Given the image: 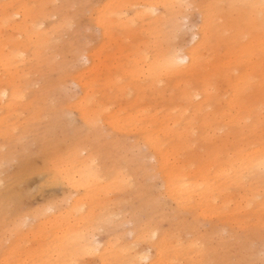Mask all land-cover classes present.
Returning a JSON list of instances; mask_svg holds the SVG:
<instances>
[{
	"label": "bare ground",
	"instance_id": "6f19581e",
	"mask_svg": "<svg viewBox=\"0 0 264 264\" xmlns=\"http://www.w3.org/2000/svg\"><path fill=\"white\" fill-rule=\"evenodd\" d=\"M253 85L264 0H0V264H264Z\"/></svg>",
	"mask_w": 264,
	"mask_h": 264
},
{
	"label": "rangeland",
	"instance_id": "374dc122",
	"mask_svg": "<svg viewBox=\"0 0 264 264\" xmlns=\"http://www.w3.org/2000/svg\"><path fill=\"white\" fill-rule=\"evenodd\" d=\"M200 24V16L199 14L192 9L190 12V15L188 17V21L186 23V25L183 28V33L180 35V37H178L176 39V41L178 42H184L188 45L192 44L197 36L194 35V33L197 31L198 26ZM98 31V30H97ZM83 62L84 59L80 57V60L78 59L76 62ZM87 64V62H86ZM214 88L211 89V93L213 96H220L222 98V100H227L228 97L231 94V90L229 87L227 86H222L220 83L216 84L214 83ZM257 86L253 85V88L251 89V92L253 91V96H255L256 101L258 102H262L264 101V91H261L259 95H256L257 92L259 90H256ZM68 90H72L75 89V85L74 84H70L67 87ZM147 160H145L147 162V164L152 163V159H150L149 157L146 158ZM34 163H39L41 161V157L40 156H33L32 158ZM15 164V163H14ZM10 165L8 166V170L12 171L16 165ZM40 175V177H38ZM58 187L60 186H54V185H50L48 183V175L47 173H43V174H32L30 176H28L26 178V181L24 182V184L22 185V188H24L26 190V195L24 197L25 202L27 203V205L30 206H36L40 203H42L43 201L49 199L50 197H60L63 193V189L60 187L58 189ZM104 234L101 235H97L96 236V240H100L99 244H102V238H103ZM130 237V235H128V238ZM102 241V242H101Z\"/></svg>",
	"mask_w": 264,
	"mask_h": 264
}]
</instances>
